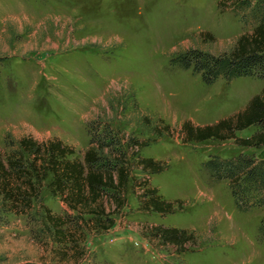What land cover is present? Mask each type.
<instances>
[{"label": "rangeland", "instance_id": "rangeland-1", "mask_svg": "<svg viewBox=\"0 0 264 264\" xmlns=\"http://www.w3.org/2000/svg\"><path fill=\"white\" fill-rule=\"evenodd\" d=\"M218 1L0 0V155L23 136L58 137L74 147L70 158L82 159L93 133L107 125L129 168L125 204L110 212L114 224L105 231L89 223L84 237L74 232L59 241L36 201L25 213L0 206V264H264L258 233L264 203L239 210L227 179L214 180L202 166L213 155L264 159V146L181 139L184 120L214 123L244 108L264 83L241 76L206 84L191 68L171 63L187 49L229 51L253 29L250 17L245 24ZM256 129L236 135L249 137ZM131 137L147 145L134 147ZM137 156L167 163L148 177L164 199H181L182 208L168 214L139 208L142 188L135 182L133 193L131 185L146 174ZM50 181V174L42 180L40 203L68 216L72 221L62 227L73 231L76 212L51 194ZM154 224L194 230L197 241L179 251L144 234ZM72 239L76 249L64 258Z\"/></svg>", "mask_w": 264, "mask_h": 264}, {"label": "trees", "instance_id": "trees-1", "mask_svg": "<svg viewBox=\"0 0 264 264\" xmlns=\"http://www.w3.org/2000/svg\"><path fill=\"white\" fill-rule=\"evenodd\" d=\"M217 6L220 10L232 9L245 24L250 17L254 21L253 29L241 33L229 51L212 54L195 48L187 49L173 57L171 63L183 69L191 68L192 72L199 73L206 84H212L218 77L232 80L241 76H255L264 81V0H219ZM249 126L257 128L252 135H236L237 131ZM163 128L171 130L168 124H164ZM180 131L183 142L232 139L244 147L264 146V83L260 92L253 95L244 108L211 124L197 125L186 119ZM154 133L162 135V131L156 127ZM129 143L134 147L147 145V141L133 137ZM16 144V148L7 152L6 156L0 155V206L14 213H25L36 201L45 211L52 234L64 242L68 235L74 236V232L84 237L82 227L89 223L96 231H105L113 226L114 219L110 212L119 210L125 204L129 168L119 139L110 127L105 125L100 132L93 133L82 159L70 158L75 153L74 147L58 137L39 141L31 136H23ZM137 163L146 174L139 181L134 179L131 185L133 193L135 182L142 188L137 191L139 208L161 214L182 208L181 199H164L150 183L148 174L162 172L167 168V163L145 156H137ZM202 166L214 180L227 179L239 210L264 203V159L246 154L231 158L213 155ZM48 174L51 175L48 183L51 194L58 195L69 210L76 212L74 219L78 222L74 223L73 231L62 227L72 221L68 216L54 215L40 203L42 180ZM106 204L111 209H107ZM144 230L145 235L162 244H171L179 251H186L188 244L197 241L194 230L162 224L149 225ZM258 233L264 237V221ZM71 242L62 251V257L67 256L68 250L76 249L77 240L72 239Z\"/></svg>", "mask_w": 264, "mask_h": 264}]
</instances>
